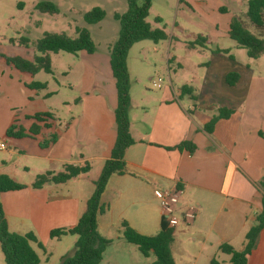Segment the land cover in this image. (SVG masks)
<instances>
[{
	"label": "crops",
	"instance_id": "crops-1",
	"mask_svg": "<svg viewBox=\"0 0 264 264\" xmlns=\"http://www.w3.org/2000/svg\"><path fill=\"white\" fill-rule=\"evenodd\" d=\"M242 1L246 6L247 0ZM216 49L226 53H215ZM231 50L241 53L234 44L228 49L215 48L212 54L225 55L232 61ZM106 54L102 58L103 74L98 72L89 84H85L89 93H81L83 97L77 101L76 117L69 121H60L53 113L44 112L50 113L52 119L36 122L29 118L37 114L33 113L24 116V125L18 123V116L12 111L19 108L21 112L33 103V96H39V91L27 87L34 82L35 75L19 71L18 81L14 86L9 85L11 103L0 108V140L4 136L29 141L11 143L12 147L0 149L16 159L27 160L23 170H17L6 161L0 162V174L25 186L18 191L1 193L0 204L9 231L20 235L33 233L42 245L43 249L31 245L39 257V264H50L54 259L59 263L63 255L71 252L57 247L68 234L58 238H50L49 234L76 225L93 194L94 182L110 158L116 137L117 98L109 51ZM250 66L252 64L245 63L247 71ZM181 67L184 69L185 65ZM211 67L209 64L208 69ZM246 70L223 72V88L219 91L206 78L204 87L207 90L203 95L209 102L204 107L196 103L198 98L190 86L183 85L191 88V94L187 95H181L179 88L166 86L161 88L152 106L142 107L137 123L129 113V132L134 144L124 153L126 174L111 176L101 196L107 211L97 218V231L111 242L99 264H152V253L144 257L136 246L118 234L112 237L110 228L119 229L124 220L141 235H156L161 221L160 194L174 187L183 191L176 211L181 213L188 206L197 210L192 224H181L173 230L170 251L174 264H209L213 259L218 264H228L229 256L219 252L218 247L228 244L236 250L242 248L244 235L255 224V216L261 210L263 193L259 182L264 179V75ZM229 73L239 76L234 86L225 83ZM51 94L54 93L41 95L47 99ZM219 108L231 110L232 114L218 120L208 133L205 126L217 115ZM11 125L26 133L34 130L35 135L7 137L6 131ZM51 137L54 142L41 148L40 143ZM182 142L194 147L191 153L175 149ZM84 164L90 167L87 174L64 184L31 188L37 175L59 172L65 165L81 167ZM113 209L117 210L115 216L106 219ZM187 249L195 250V254ZM187 253L191 255L189 259L180 257ZM0 264H4L1 251ZM247 264H264V228Z\"/></svg>",
	"mask_w": 264,
	"mask_h": 264
},
{
	"label": "rangeland",
	"instance_id": "rangeland-1",
	"mask_svg": "<svg viewBox=\"0 0 264 264\" xmlns=\"http://www.w3.org/2000/svg\"><path fill=\"white\" fill-rule=\"evenodd\" d=\"M40 1H51L57 7L58 13L49 15L38 12L35 6ZM136 1L139 5L143 3V0ZM95 7L105 12L104 19L96 24H86L83 15ZM126 9L125 0H0V108L11 103L9 85L14 86L20 74L6 65L1 55L18 56L32 61L38 55L36 42L44 33H63L74 38L75 28L79 27L88 30L95 44L94 55L89 56L84 52L50 54L51 74L40 71L34 76V81L44 83L46 89L37 92L39 96H33V103L21 112H18L19 108L12 111L18 116V123L22 125L26 123L24 116L33 113L51 112L60 121H69L70 118L76 117L77 101H81V93L87 91L85 84H89L98 72L102 73V58L107 56L106 53L118 37L119 25L113 15L122 14ZM220 9H224L225 13H221ZM245 12V1L242 0H151L146 22L153 29L164 30L168 38L157 43L143 40L130 47L127 54L128 115L130 113L137 123L142 107L152 106L161 88L166 86L175 90L183 85L190 86L198 98L196 103L204 107L209 102L203 95L207 90L204 87L206 78L212 82V87L219 91L223 88L222 73L245 71V63L252 64L247 72L264 75V56L249 59L245 50L236 45L241 53L231 50L230 53L234 56L232 61L225 55L212 54L215 48L228 49L234 46L235 43L225 35L227 24L232 16L247 21ZM248 26L249 30L254 32L249 24ZM198 36L207 37L212 44L200 48L196 45ZM22 39H27L26 45L20 43ZM209 64H212L210 69ZM183 65L184 69L181 67ZM153 83L157 86L153 87ZM29 93L32 94L30 91ZM44 93L54 94L43 99L41 94ZM216 97L221 99L219 92ZM184 98L188 100L186 96ZM0 141L8 148L12 147L11 143L29 142L4 136ZM2 161L10 163L17 170H23L27 165L25 158L16 159L11 153L0 151V162ZM116 212L117 210L113 209L105 218L111 219ZM119 231L120 228H110L112 237L118 234L122 238ZM76 239V236L68 235L62 238L57 247L70 252ZM187 250L190 254H195L194 249ZM189 253L179 256L189 259ZM50 264L59 263L54 259Z\"/></svg>",
	"mask_w": 264,
	"mask_h": 264
},
{
	"label": "trees",
	"instance_id": "trees-1",
	"mask_svg": "<svg viewBox=\"0 0 264 264\" xmlns=\"http://www.w3.org/2000/svg\"><path fill=\"white\" fill-rule=\"evenodd\" d=\"M127 9L122 14L115 13L113 19L119 25V32L116 41L109 50V66L112 77L115 81V90L117 104L114 110L115 122V142L111 150L110 158L104 163L101 172L94 182V191L87 200L85 210L79 217L76 225L70 229H57L50 232V238H58L63 235L76 236V242L73 250L60 258L59 264H99L105 248L110 244V240L103 238L97 231V218L106 212V207L101 204V196L105 187L113 175L122 176L126 174V163L124 161L125 150L134 144L129 132V76L127 72V54L130 47L143 40H150L154 43L167 40V34L162 29H153L147 22L146 17L150 8L151 0H143L138 4L136 0H125ZM21 7V5H19ZM35 9L40 13L54 15L58 9L51 1H40ZM221 13L223 9L219 10ZM245 20L238 16H232L229 24L227 36L241 49H244L249 59H258L264 55V0H247ZM105 12L95 7L83 15L86 24H96L102 21ZM156 21L159 22L158 19ZM248 22V23H247ZM248 24L254 32L249 30ZM76 36L68 37L63 33H44L36 42L37 56L32 61L21 57H7L1 55L5 64L21 73H27L31 76L43 71L51 74L50 54L65 52L77 54L85 52L86 54L95 53V44L90 34L85 28H75ZM27 39L20 40L21 44L26 45ZM196 45L205 48L210 45L207 37L198 36ZM215 53H226L223 50L216 49ZM239 76L236 73H229L225 77V83L228 86H234ZM27 87L30 90L40 91L45 89V84L40 82H31ZM181 95L191 94V88L182 86ZM232 114L231 110L219 108L217 115L211 118L205 126V130L211 133L213 126L220 119H227ZM36 122H42L46 119H52L50 113H37L29 117ZM45 127L49 128L48 125ZM34 130L27 133L15 125H11L6 136L12 138H24L34 136ZM261 135V134H260ZM262 136V135H261ZM54 137L40 143L41 148L47 147L54 142ZM193 146L188 142H182L175 147L177 150H187L190 153ZM90 170L88 164L83 166L65 165L62 170L56 173L46 172L37 175L31 185L33 189H40L46 184H64L67 181L87 174ZM262 189L261 210L255 216V224L248 229L244 235L243 246L240 250L234 249L228 244H222L218 247L219 252L229 256L228 264H247V258L255 248L260 231L264 228V179L259 182ZM25 186L16 183L9 176L0 174V194L9 191H18ZM120 232L122 238L129 244L137 247L138 251L144 257L153 254L152 264H174L170 246L173 242V230L160 221V230L156 235H141L132 229L124 220L120 223ZM35 244L37 248L43 249L33 233L23 235L9 231L7 221L0 204V251L3 255L4 264H39L40 260L32 248ZM209 264H218L214 259Z\"/></svg>",
	"mask_w": 264,
	"mask_h": 264
},
{
	"label": "built area",
	"instance_id": "built-area-1",
	"mask_svg": "<svg viewBox=\"0 0 264 264\" xmlns=\"http://www.w3.org/2000/svg\"><path fill=\"white\" fill-rule=\"evenodd\" d=\"M157 85L153 83V87ZM5 145L0 143V149H4ZM183 191L174 187L172 189L163 190L159 198V211L162 221L172 230L181 224H192L196 217V208L194 206L186 207L181 213L176 211V207L180 202Z\"/></svg>",
	"mask_w": 264,
	"mask_h": 264
}]
</instances>
